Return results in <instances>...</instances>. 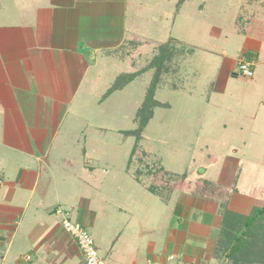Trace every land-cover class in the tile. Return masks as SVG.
I'll list each match as a JSON object with an SVG mask.
<instances>
[{
  "label": "rangeland",
  "instance_id": "1",
  "mask_svg": "<svg viewBox=\"0 0 264 264\" xmlns=\"http://www.w3.org/2000/svg\"><path fill=\"white\" fill-rule=\"evenodd\" d=\"M25 1L0 0V24H16ZM179 2L140 0L141 6L148 9H129L130 34L137 38L130 37L109 57L99 56L96 71L86 74L82 90L72 96L67 116L61 124L50 125L47 130L54 142L44 162L52 165L59 177L51 190L71 205L61 206L70 211L72 222L85 227L99 257L107 264H145L150 254L148 241H154V252L164 257L159 247L169 230L168 218L178 194L174 193L176 196L165 203L136 182L135 174L145 181L147 169L155 171L159 165L191 180H206L213 194L224 181L231 185L236 182L240 195L264 198V134L255 133L261 126L254 121L259 114L254 109L255 85L251 84L252 77L239 73V64L252 52L242 51L244 37L232 26L239 9L264 17V0L262 5L257 1L253 6L247 0ZM175 9H181V13L173 25ZM212 25L221 28V35L218 45H208L209 49L205 42ZM261 25L264 22L258 19L248 26L241 25V30L247 29L248 33ZM142 31L149 39L141 40ZM168 33L194 47L195 53L192 58L179 56L175 63H167L155 83L152 117L140 143L149 149L146 168L130 157L137 144L131 133L138 129V110L154 83L160 48L157 45L164 42ZM223 52L227 53L225 57ZM86 57H93V52ZM227 59L231 71L225 82L220 71ZM130 76L134 77L127 82ZM117 80H125L126 85L106 96ZM178 81L183 82L181 90H175L180 85ZM209 154L217 159L215 164L208 160ZM1 159L5 168L0 176L5 185H10L21 159L15 152L0 147ZM63 160L70 161L73 168L65 167ZM223 192L228 198L231 190L225 188ZM44 198L46 203L47 198L55 201L49 196ZM26 227L21 226L19 233H25ZM23 241L31 250L32 245ZM177 263L174 260L166 264Z\"/></svg>",
  "mask_w": 264,
  "mask_h": 264
},
{
  "label": "crops",
  "instance_id": "2",
  "mask_svg": "<svg viewBox=\"0 0 264 264\" xmlns=\"http://www.w3.org/2000/svg\"><path fill=\"white\" fill-rule=\"evenodd\" d=\"M23 6L16 24H0V147L15 152L21 159L14 182L5 185L4 177L0 176V264H66L67 261L79 264L81 255L77 245L60 229V217H56L58 208L70 215L61 205L68 208L71 205L51 190L59 177L52 165L44 162L54 142V136L51 139L47 130L50 125L61 124L67 116L72 96L82 90L86 74L96 71L99 56L109 57L130 37L137 38L130 34L129 9L148 8L141 6L140 0H26ZM239 10L232 26L244 37L242 51L252 52L243 60H247L254 71L252 94L254 109L259 112V121H254L261 123L255 133L264 134L261 132L264 131V25L248 33L247 29L241 30V25L248 26L258 19L264 22V17L256 18L246 9ZM180 13L181 9L174 10L173 25ZM150 20V25L154 24L153 19ZM165 21L168 22L167 16ZM144 22L145 19L141 24ZM141 33V40L149 39L146 32ZM220 35L221 28L212 25L205 45L216 47ZM167 42L182 46L184 59L192 58L195 53L194 47L169 33L157 46ZM90 51L93 57L86 59ZM226 54L223 52L224 57ZM230 71L227 59L220 71L225 82ZM177 83L180 85L175 90L183 89V82ZM210 157L215 164L217 159ZM63 161L65 167L73 168L70 161ZM4 168L1 159L0 171ZM61 181L66 180L61 178ZM220 183L216 188L220 196L177 193L176 204L168 218L169 230L159 247L164 257L154 252L155 242L148 241L150 254L145 264H166L174 260L177 264H223L215 256L214 248L225 225V213L245 217L254 207L263 206L264 198L240 195L236 182L234 185ZM225 188L231 190L228 198L224 196ZM47 196L55 201L47 198L49 203H46L44 197ZM23 225L28 227L21 234L19 230ZM21 241L31 244L32 249ZM170 256L175 259L169 260Z\"/></svg>",
  "mask_w": 264,
  "mask_h": 264
},
{
  "label": "trees",
  "instance_id": "3",
  "mask_svg": "<svg viewBox=\"0 0 264 264\" xmlns=\"http://www.w3.org/2000/svg\"><path fill=\"white\" fill-rule=\"evenodd\" d=\"M262 5L263 0H247V4L253 6L254 3ZM181 2V0H180ZM179 2V3H180ZM262 10V9H261ZM158 56L155 60L157 70L154 77V83L148 91L146 101L141 109L138 110V129L131 133L135 136L137 144L130 152V157L137 165H145V158L148 156L149 149L140 145L145 132V126L152 117L151 102L152 92L155 89V83L160 78V73L164 66L179 56H183L184 48L175 45L173 42L164 43L158 49ZM250 57V55H247ZM177 61V60H176ZM249 63L243 60L239 65ZM252 68V66H251ZM253 70V68H252ZM134 76H130L126 81L129 82ZM123 80V82H126ZM121 80H117L106 96H109L116 90H121L126 84ZM211 156V155H210ZM208 160H211V157ZM136 182L142 183L143 186L153 195L159 197L163 202L167 203L174 193H193L198 192L201 196L213 197L221 194L216 190L215 194L208 188V182L199 178L191 180L183 173H173L171 171L160 168L158 165L156 170L147 169L146 180L140 179L139 174L134 175ZM224 217V227L222 234L218 237V241L214 248L215 256L222 260L223 264H264V205L254 207L249 215L243 217L232 212H226Z\"/></svg>",
  "mask_w": 264,
  "mask_h": 264
},
{
  "label": "built area",
  "instance_id": "4",
  "mask_svg": "<svg viewBox=\"0 0 264 264\" xmlns=\"http://www.w3.org/2000/svg\"><path fill=\"white\" fill-rule=\"evenodd\" d=\"M239 73L243 77H252L253 70L250 63H243L240 65ZM56 213L60 216V226L62 231L73 239L77 245V248L81 255V261L79 264H107L102 260L94 246V241L85 227L80 223L72 222L69 219L68 212H65L61 208L56 210ZM175 259L174 256H170L169 260Z\"/></svg>",
  "mask_w": 264,
  "mask_h": 264
}]
</instances>
